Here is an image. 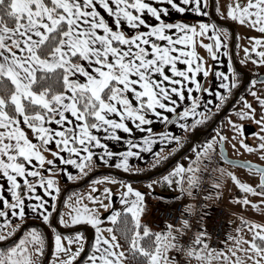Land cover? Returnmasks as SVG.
<instances>
[{"label": "snow or ice", "instance_id": "obj_1", "mask_svg": "<svg viewBox=\"0 0 264 264\" xmlns=\"http://www.w3.org/2000/svg\"><path fill=\"white\" fill-rule=\"evenodd\" d=\"M165 3L180 13L188 10L182 5H191V11L208 15L204 9L208 7L209 0H158L157 5L148 0H0V174L7 178L10 185L8 191L11 193L9 200L0 192L3 205L0 207V218H3L0 220V241L13 236L23 224L27 216L24 197H34L37 203L29 204L28 207L38 213L53 233V260L49 264H73L83 251L86 237L82 231H76L71 236L64 235L51 223L50 217L56 210L55 202L59 193L56 179L48 177L45 180L41 173L26 167L32 164L33 158L40 165L44 164L46 158L40 149L46 148L50 142L55 141L60 149L53 153L54 156L59 157L62 163L79 169V175L71 172L67 174V178L72 180L87 175L86 170L98 166L93 148L103 149L98 154V160L104 165H108L110 158L116 155L96 134L100 130L107 133L109 139L118 140L117 129L129 133L132 131L126 120H131L139 128L152 123L149 113L157 120H174L185 131L209 119L211 110L207 109V104L204 105L206 111L200 112L201 97L192 96L193 85L195 91H211L210 88L202 87L196 79V73L201 70L202 57L195 52L194 46L196 37L206 35L211 29L210 39H214V43L203 44L201 41L202 46L214 59L217 58L214 49L223 47L227 54L225 41L228 30L215 23L200 22L197 29L196 24L180 20L166 22L162 18L169 13V8L164 7ZM216 11L222 17L264 33V0H230L226 13L221 12L219 3L216 4ZM145 13L153 17L154 22H149ZM125 25L134 31H126ZM142 26L146 30H140ZM173 29L175 33L170 31ZM221 32L225 40L221 39ZM249 40L253 42L250 47L244 48L245 59L241 62L252 60L257 65H264V36L249 37ZM193 57L200 61L194 67ZM178 61L188 67L178 68ZM168 68L172 75L168 74ZM228 72L233 74L231 85L225 73H216L223 78L221 87L227 90V93H215L221 102L226 99V94H230L231 87L239 82L235 79L231 61ZM204 75H208L207 71H204ZM53 81L60 85L61 90L53 87ZM185 81L190 82L187 93L191 104L178 112L177 99L173 94L180 101L185 100ZM257 83L264 84V80L253 78L252 85ZM250 92L260 105L261 116L257 119L256 109L243 97L244 108L236 114L240 119H252L261 124V131L254 134L259 143L255 147L243 139L239 143L248 152L260 150L264 158V95H259L254 88H250ZM215 107L219 109L220 104ZM158 109L171 111L175 116L170 120ZM188 117H192L191 124L187 121ZM53 123L59 127H52ZM230 124L234 132H243L242 125L235 121H230ZM146 131L151 133V128ZM158 138L161 143L174 140L177 146L181 140V137L167 132L158 134ZM141 139L143 143L136 145L131 139L127 140L128 151L119 153L114 165L116 168L142 171L133 169L128 159L140 155L132 151L133 147L150 150L154 142L152 136H143ZM227 139L217 129L216 136L207 140L198 150L194 149L195 160L187 167L177 163L170 173L153 183L166 182L172 185L175 182L181 195L187 192L194 196L193 189L199 187L201 180L198 175L200 164L214 158L215 145L218 143L224 163L258 173L259 185L254 187L241 182L235 174L226 172L222 165L216 169L221 176H229L242 192L264 196V166L229 160L224 154V142ZM235 146L232 145L233 148ZM65 150L68 158L61 155V151ZM164 159L166 157L157 152L152 167ZM47 163L52 165L55 162L48 160ZM26 173L41 177L36 184L43 186L51 197L50 207H46L49 201L37 193L36 187L27 178L23 180L22 187L17 177H26ZM97 183L105 186L98 190L94 186ZM108 183H119L122 190L114 194ZM89 187L91 191L77 195L74 202L65 200L68 211H61L59 215L61 225L84 223L95 229V239L85 264H127L129 260L135 264H212L214 260L227 264L231 257H235L231 264H264V224L241 218L246 227L251 224L249 231L252 239L229 236V239H235V243L227 252L210 246L206 239L210 233L203 227L193 240L185 244L182 237L190 227L188 219L182 218L179 226L167 223L166 230L155 232L142 224L140 215L145 209L144 193L134 189L131 183L103 176L94 180ZM213 187L219 188V181H214ZM98 191L104 194L109 203H104L101 195L93 194ZM113 195L120 197L119 203L123 207H112L110 213L102 217L100 209L111 207ZM216 195L219 196V193ZM242 203L257 207L246 196ZM194 210L193 205H187L189 214ZM9 215L19 218L18 222L13 223ZM105 219L110 225L102 228ZM117 224L123 225L119 231L127 247L117 238L113 227ZM104 231L109 235H103ZM241 242L248 247L241 248ZM45 243V235L40 229H27L10 246L0 247V264H40ZM73 244L77 247L72 248ZM238 252L244 254L243 258Z\"/></svg>", "mask_w": 264, "mask_h": 264}, {"label": "rangeland", "instance_id": "obj_2", "mask_svg": "<svg viewBox=\"0 0 264 264\" xmlns=\"http://www.w3.org/2000/svg\"><path fill=\"white\" fill-rule=\"evenodd\" d=\"M178 2H179V0H178ZM229 2H230V0H214V7H215L214 16L223 19V21L226 23L230 22L231 25H233L234 31H235V36H236V55H237L238 60H240L239 62H241L242 60L245 59L244 58V48L250 47L251 43L253 42V41L249 40V37H261V36H264V33H260L258 30L252 29L247 25H240L239 23H237L235 21H232L226 17H222L220 13H217V11H216V4L217 3H219V5H220L221 12L226 13V6ZM182 6H184L188 9L184 13H180L177 10L172 9L170 5H167L166 7L169 8V13L167 15H163L162 18L166 22L175 23L177 20H180L183 22H187L189 24H196L197 29H199V23L201 22V20L203 18H205V15L191 11V7H192L191 5H182ZM209 6H210V3L208 5V7L206 9H204V11L208 12V15L206 17L210 18L211 16H210V12H209ZM218 26H220L221 28H226L228 30V36H227L226 40L229 41L231 28L230 27L228 28L225 25H218ZM221 34L224 36L223 32H221ZM224 38H225V36H224ZM201 41L203 42V44L209 43L208 40L206 39L205 35L204 36H197L196 37V43L194 46L195 52L198 54L199 57H202V63L201 64L208 70V73H209L212 70L214 62L212 61V56L210 55L208 50L202 46ZM237 45H239V47ZM251 55L255 56V53H252ZM242 64L247 69V71H249L251 73H256L258 70H264V65H257L252 60H247V62H244ZM250 88H254L255 91L259 95H264V84L257 83L256 85L252 86V83H251L248 90L246 91V93L243 96V98L246 99L248 102H250L253 105V107L256 109L255 116L257 117V119H259V117L261 116L260 105H259L258 101L256 100V98L251 95ZM242 108H244V104H243V100L240 99L239 102L235 105L234 109H232L231 112H229L225 117H223L218 122V124L213 129V131H211L209 133V137L211 139L213 136H216L217 135V129H219L221 132H223L228 137V139L224 142V147L228 151V155L230 158L242 160V161H250V162L257 163V164L264 166V158H262L260 150H256L254 152H248L239 143V141L241 139H243L246 143L255 147V145L259 143V140H258V137L254 134L259 133L261 131V127H262L261 124L256 123L252 119H240V118H238L236 113H237V111H239ZM245 110L247 111V109H245ZM230 121H235L238 125H242L243 128L246 124H249L252 126L254 133L246 136L244 134V130L242 133L238 132V131L234 132L232 125L230 124ZM262 134H264V133H262ZM185 135H186V133L184 134V136H182V138L186 137ZM204 140L205 139H203L202 142H204ZM233 144L236 145L235 148L232 147ZM180 146L181 145H178L175 148V151L177 149H180ZM200 147H202L200 144L196 145L193 149H191L190 153L187 156H185L183 159H181L177 163H180V164L184 165L185 167H187L190 162L195 160L194 149L198 150ZM215 147L217 150L215 153L218 152V155L220 158L219 166L216 169H218L222 165L223 168L226 170V172H232L233 174L236 175V177L241 182L249 183V184L253 185L254 187H257L259 185V174L258 173L254 172L248 168H244V167H240V166H233L231 164L224 163V161L221 159V156H220V151L218 148L219 144L217 143L215 145ZM175 151H173V149H168V148L163 147L158 152L161 154V156L166 157V159H164L160 164H157L155 167H152V165L155 164L156 154L151 158L150 162H145L144 164H141L140 162L136 161L134 163V165L132 166V168L133 169H142V171H124L123 169L111 167L110 169H108V170H110V173L102 174V175H96L99 171L106 170V169H102V167H100L98 165V162H96V164L98 166L92 167V169L90 171L86 170L87 175L79 176V178L72 179V180H69L66 177L65 180L67 182L64 185H60L61 186L60 190L63 189L64 187L66 188L64 190L65 194H64V198H63L62 205L60 208V212L61 211H64V212L68 211V209L65 207V204H64L65 200H70V202H74L77 195H83L86 192H90L91 188L89 187V185H91L92 182L94 180H96L97 178L103 177V176L116 177L119 180H122V181L127 182V183H131V185L134 189H137V190L141 191L142 193H144L145 209L141 213L140 219L142 221V224L148 225L147 221H145V218L147 220L150 206L151 207L153 206V201L150 202V196H153L155 194H175V195H177L180 193V189L177 187L175 182L172 185H168L166 182L165 183H153L154 181H158L160 177L170 173L171 170L174 167H176L177 163L173 164L169 169H167L166 171H164V172H162V173H160V174H158L152 178L143 179V177L148 176L150 173H152L156 170H159L158 166H160L161 164L167 165V163L170 162L168 157L171 154H173ZM53 155L50 156V154H48V152H46L45 156H46L47 161L49 159H52ZM206 162H207V160H205L203 163L200 164V169H201L202 164H204ZM45 166L41 167L40 170H37L39 173H41V177H44V176L46 178L54 177L56 180H59L60 183H63V182H61V181H63V179H62L63 173H62V171H60L61 168H58L59 173L54 174V173L50 172L48 174H44L43 170L46 168ZM216 169L214 171L215 172V181H219L220 187L216 188V193H219V196H217L215 194V197H213V201H216L217 198H220L223 200L224 204L233 212V214H231L232 217L230 220L231 225H233V226L237 225L240 229V231L237 232V229L235 230V228H233V231L230 232V234H231L230 236L233 238H237V239L242 236V237H244L245 240H251L252 239V233L249 231L251 224L249 223L248 226L246 227L244 225V223H242L241 218H243L244 221L255 222L258 224H264V203H261V201H264V196L242 192L238 188V186L231 180V178L229 176H227L226 174L221 176V173ZM74 175H79V170L76 173H74ZM91 176H94V177H92L89 180V182L82 185V183L88 177H91ZM41 177H39V179ZM39 179H36V180H39ZM133 179H137V180H133ZM36 180H32L30 182H32L33 185L35 186ZM149 184H152L151 188L149 187ZM94 186L99 190V189H102L105 185L102 183H97ZM107 186L112 189V192L114 194L118 193L122 190L121 185L119 183H108ZM257 190L259 191V189H257ZM93 194L94 195H101L103 198V202L109 203L108 199L104 198V194H102L101 192L98 191L97 193H93ZM187 196H190V195H187ZM245 196L247 197V199L249 201L256 203L257 207L253 208L251 204H248V205L243 204L242 199ZM59 199L60 198L57 197V200L55 202L56 204H58ZM119 199H120L119 196L113 195L111 207L107 210H105L103 208L100 209L101 216L106 217L110 213L112 207H114L116 209L122 208L123 205H121L119 203ZM114 201H116V202L114 203ZM60 212H59V215H60ZM59 215L57 218L58 227L56 228L59 232H61L64 235L71 236V235H74V233L76 231H82L84 236L86 237V241L84 242V249L80 253V255L77 256V258L73 261V264H74L76 261H78L80 259L81 255L83 254V252L85 250V246L87 243L88 231L93 233V237L90 241V244H92V242L94 241L95 235H96L95 229L91 225L84 224V223H80L77 225H70V226L61 225L59 223ZM143 221H145V223ZM16 222H18V220L13 221V223H16ZM30 222H39V221H37L35 219L25 218V220H24L23 224H21L20 228L16 230V232L14 233L13 236L8 237L7 240L15 239L17 237L19 231L27 223H30ZM109 225H110V222H108L105 219L103 221V224L101 225V227L103 228V227L109 226ZM32 227L38 228V226H36V225H31L27 229H30ZM71 227H75V228L73 229ZM85 228L88 230H85ZM26 230H24V232ZM24 232L21 234V236L24 235ZM50 235H51L52 247H51V253H50L47 264H49V261L53 260L52 252L54 250V240H53V233H52L51 228H50ZM103 235L108 236L109 233L107 231H104ZM7 240L0 241V244H2L4 242L7 243ZM64 243L66 244L67 242L64 241ZM234 243H235V239H230V244L229 245L225 244L224 251L227 252L230 248H233ZM75 247H77V245L73 244L72 248H75ZM240 247L241 248H247L248 245L246 243L241 242ZM90 250H91V245H90ZM61 255H63V254H61ZM238 255H240L242 258L244 256L243 253H239V252H238ZM42 259L43 258L41 257L40 258V264H42ZM234 259H235V257H231L230 261H228L227 264H231V260H234ZM212 264H220V262L214 260V261H212Z\"/></svg>", "mask_w": 264, "mask_h": 264}, {"label": "crops", "instance_id": "obj_3", "mask_svg": "<svg viewBox=\"0 0 264 264\" xmlns=\"http://www.w3.org/2000/svg\"><path fill=\"white\" fill-rule=\"evenodd\" d=\"M148 2H151L154 5L158 4V0H148ZM166 6H167V4L165 3L164 7H166ZM104 15L106 16V18H108L106 13H104ZM145 18L149 22H154V18L151 17L147 13H145ZM108 19H110V18H108ZM201 22L211 24V22L209 21V17H206V16H205V18H203L201 20ZM125 30L128 31V32L134 31L132 29H128L126 25H125ZM140 30H146V29H144L143 26H142ZM170 31L175 33L174 29L170 30ZM208 34H209V36H211V29L208 30ZM161 43H163V41H161ZM188 47L190 48L192 46H188ZM192 59H193V67L196 65V63L200 62V61H198L196 59V57H194ZM177 67L181 68V69H186L188 67V65H186L182 61H178L177 62ZM167 71H168L169 75H172V73L170 71V68H168ZM204 71H207V73H208V70L201 64V70L196 73V79L200 83H201L202 77L204 76ZM222 71H223V69H222ZM175 78L176 79H180V77H175ZM219 81H223V80H221L220 78H217L216 76H213L211 84H207L206 85V88H210L211 91L210 92H205L203 100L200 103V105H201L200 108H199L200 112H205L206 111V109L204 107L205 104H207V109H212V106H214V104L216 103V101L218 99L216 97L215 93H217V92L225 93L226 92L225 89L221 87V83L222 82H219ZM189 84H190V82L185 81L184 85H183V91L185 92V100L180 101L178 99V97H176V95L173 94V97L177 99L176 107H177V111L178 112L182 111L184 107H187V106H189L191 104V99L188 98V93H187V87L189 86ZM177 86L179 87L180 85H177ZM193 89L194 90H193L192 96L193 97H197L198 91H195L194 85H193ZM158 111L163 112L164 115H167L169 118H171L174 115V113H172L171 111H167V110H164V109H158ZM148 115L151 118L152 123L151 124L141 125L139 128H137L136 124L133 123L131 120H126L125 123L128 124V126L132 129V131L129 133V132H125L122 129H117L116 130V134L120 137V139H118V140L117 139H109L107 137V133H105L103 130H100L99 132H96V134L101 137L102 141L108 145L109 149L113 153L116 154L112 158H110L108 165H104L102 162H100L98 160V154L100 152H102L103 149L99 148V147H96V148L92 149V151L97 154L96 162H98V165L100 167H102V169L108 170L111 167L116 168L114 165H115L116 160H117V158L119 156V153L128 151V144H127V140L128 139H131L133 141L134 145L142 144L143 140L141 139V137L150 135V136H152L153 141H154L153 144L151 145L150 150H143V149L138 148V147H133L132 148V151L140 153L139 156H131V157L128 158L129 159V163L133 166L136 161L140 162L141 164H144L145 162H150L151 158L158 151H160L163 147L164 148H168V149H173V148L177 147V142L174 141V140L167 141L165 143H161L159 138H158V134H162V133H166L167 132V133H170L172 135L181 137V140L178 143V145H179L181 142H184L185 140H187V136L189 135L190 130H192L194 128L193 127V128H190L189 130L185 131L183 128L179 127V125L175 122L172 125H170L165 131H162L164 126H165V124L167 122L164 121L163 119L157 120L155 118V116L153 114H151V113H149ZM115 118L119 119V117H115ZM187 121H188L189 124H191L192 117H188ZM181 122H183V121H181ZM51 126L54 127V128L55 127H59L58 125H55L54 123ZM148 128H151V133L146 131V129H148ZM28 131H29V134H30V130H28ZM185 133H186V135H185L186 137L182 138V136H184ZM40 150H41V152H42V154L44 156H45L46 152H48V154H50V156H51V155H53L52 153H54L55 151H60V149L57 148V146L55 144V141L50 142L46 146V148H41ZM61 155L64 156L65 158H68V153H67L66 150L65 151H61ZM45 158H46V156H45ZM49 160H53L55 163L52 164V165H49L47 163V159H45L44 164L40 165L39 161H37L35 158H33L32 164L26 165V167L34 169L35 171H37V170H40L41 167H44L46 165L45 166L46 168L43 170L44 174H48L50 172L56 174V173H59L58 168L63 169L64 170V171H62V173H63V177H62L63 181H61L63 183H60L59 180H56L57 184H58V187H59V193L57 194V197L60 198V196L62 195L61 194L62 189L60 190V188H61L60 185H64L67 182L65 180V178L67 177V174L69 172H71L74 175V173H76L79 169L75 168V166H73L71 164L62 163L61 160L59 159V157H56L54 155H53V158L49 159ZM50 168L53 169V171H48V169H50ZM108 171L109 172L102 173V174L110 173V170H108ZM102 174H98V175H102ZM25 178H27L29 181L39 179V177H32L31 175L26 173V177H17V179L21 182L22 186H23V180ZM43 178H45V180L47 179L45 176ZM9 187H10V185L7 182V178L4 177L2 174H0V192L3 193L5 198L10 200L11 199V193L8 191ZM35 187H36L37 193L41 197H43L45 200L49 201V204L46 205V207H50L51 206V197L48 196L47 192L45 191V188L43 186L39 185V184H36ZM184 194L188 195L187 192H185ZM215 194H216V189L212 191V196L215 197ZM180 196H181V193H179L177 195H175V194H155L153 196H150V202L158 201L160 203H165L167 200H169L171 198H179ZM24 200H25V211L27 213L26 218L35 219V220L39 221V223L41 224L43 222L42 218L39 217L38 213L32 212V210L28 207L29 204L37 203V201H35V198L34 197H24ZM57 205L58 204H56V209H57ZM0 207H3L2 201H0ZM55 212H56V210H55ZM230 212H231V214H233V212L231 210H230ZM231 214H230V217H229L228 234H227V236H226V238H225V240H224V242H223V244H222L220 249H225V244L226 245L230 244V239L228 237L231 235L230 232L233 231V228H235V230L239 228L237 225H235L236 227L231 225V223H230L231 222L230 220H231V217H232ZM53 216H54V214H53ZM2 219L3 218H0V220H2ZM9 219L13 222L15 220H18L19 218L11 217V215H9ZM145 221H147L146 218H145ZM145 221H143V222L145 223ZM166 226L167 225H165L161 231L166 230ZM173 230L175 231V229H173ZM9 240H7V243L9 242ZM12 240H14V239H12ZM7 243L4 242V243L0 244V247H2L3 245H5ZM47 247H48V241H47ZM47 247L45 249H48ZM46 254H47V251L43 253L42 258L44 260H45ZM43 259H42V264L44 263ZM86 259H87V257L85 258V260ZM47 262H48V260H47ZM82 264H85V261Z\"/></svg>", "mask_w": 264, "mask_h": 264}, {"label": "built area", "instance_id": "obj_4", "mask_svg": "<svg viewBox=\"0 0 264 264\" xmlns=\"http://www.w3.org/2000/svg\"><path fill=\"white\" fill-rule=\"evenodd\" d=\"M219 163L220 158L217 153L210 162H206V170L200 175V185L193 189L194 196L183 194L165 203L153 201L147 217L148 226L154 231H161L167 223L179 226L182 218L188 219L190 227L185 230L182 237L185 244L193 240L197 231L203 227L210 233V236L206 237L210 246L220 249L228 233L230 210L220 198L213 201L214 171ZM189 203L195 209L191 214L187 211Z\"/></svg>", "mask_w": 264, "mask_h": 264}, {"label": "flooded vegetation", "instance_id": "obj_5", "mask_svg": "<svg viewBox=\"0 0 264 264\" xmlns=\"http://www.w3.org/2000/svg\"><path fill=\"white\" fill-rule=\"evenodd\" d=\"M212 1H213V15H214V11H215L214 0H212ZM209 3L211 5V0H209ZM209 9H210V6H209ZM215 18L218 20V22L214 21L211 17L209 18V21L211 22V24L215 23L216 25H225V24L221 23V22H224L223 19L218 18V17H215ZM224 23H226V22H224ZM228 24L231 25L230 22H228ZM225 26H227L228 28L230 27L229 25H225ZM232 27H233V25H232ZM220 35H221V39L225 40L224 36L222 34H220ZM205 37H206V39L208 40L209 43H214V39H210L211 36H209L208 32L205 35ZM225 42L227 44V49H226L227 54H225V49L223 47L221 49H219V50L214 49L217 52V58L214 59L212 57V61L214 62V65L212 67V70L208 73V75L207 76L204 75L202 77L201 85L204 82V80L206 79V83H205V88H206L207 84H211L213 76H216L217 78H220L221 80H223L222 77H218L216 75L217 72L225 73L229 77L227 82L231 85L232 75L233 74L228 72L229 61H231L232 68H233V70H234V72L236 74L235 75V79L238 80L239 82L234 87H231L230 94H226V99L223 102H221L219 99H217V101L214 104V106H212V109H210L211 110L210 114L212 113L211 116L215 118L213 123L215 122L216 118L228 107V105H230V107L227 109V111L225 112V115L223 117H225L229 112H231L232 109H234L235 105L239 102L241 97H243L244 94L246 93V91L248 90L249 86L252 83L253 78H255L256 80L260 81V77H262L264 75V70H258L256 73H251V72L247 71V69L243 66V64L241 62H239L240 60H238L237 55H236V36H235L234 27H233V30L231 29L229 41L226 40ZM222 69H223V71H222ZM219 82H222V81H219ZM244 82H246L245 87L242 90L239 91L237 97L235 98L236 92L240 89V87L244 84ZM225 91H226L225 93H227V90H225ZM204 95H205V92H198L197 97H201V101H202ZM201 101H200V103H201ZM217 104H220L219 109H217L215 107ZM173 123H175V121ZM211 125L209 127H211ZM243 130H244V134L246 136L249 135V134H253L254 133V130H253L252 126L249 125V124H246L244 126ZM199 131H203V130H199ZM212 131H213V129H212ZM209 133L206 136H203L204 138L202 137L200 142L194 143L193 146L191 147V149H193L198 144L203 146V144L207 140L210 139ZM203 139H205L204 142H202ZM192 140L193 139L188 140L189 141V143H188L189 145L192 142ZM190 151L188 152V154L190 153ZM217 154H218V152H217Z\"/></svg>", "mask_w": 264, "mask_h": 264}, {"label": "water", "instance_id": "obj_6", "mask_svg": "<svg viewBox=\"0 0 264 264\" xmlns=\"http://www.w3.org/2000/svg\"><path fill=\"white\" fill-rule=\"evenodd\" d=\"M209 12H210V16L211 18L218 22V20L214 17L213 15V1L211 0V5H210V9H209ZM225 25H229L230 28L233 30V27L232 25L228 24V23H224V22H221ZM260 80H264V75L262 77H260ZM205 83H206V79L204 80V82L202 83V87H205ZM246 85V82H244V84L240 87V89L236 92V95H235V98L237 97L238 93L240 90H242ZM234 101V100H233ZM230 107V105H228V107L216 118L215 122L211 125V127H209V129L205 130V131H197L192 142L190 143V145L183 149L180 153H178L173 159L170 160L169 163H167V165H164L162 168H159V170H156L152 173H150L148 176L146 177H143V179H146V178H152L164 171H166L167 169H169L173 164H175L179 159H181L184 155H186L190 150H191V147L193 146L194 143H197V142H200L201 138L203 136H206L210 131H212V129H214V127L217 125V122H219V120L225 115V112L227 111V109ZM175 116V114L170 118V120H172V118ZM174 122V120H172V122H167L163 128L162 131H165L172 123ZM224 154L228 157L229 160H232V161H239L241 164L245 163V162H250V161H242V160H237V159H232L228 156V151L224 148ZM252 164H255V165H259V166H262L260 164H257V163H253V162H250ZM106 172H109L108 170H102V171H99L96 175L98 174H102V173H106ZM94 177V176H91V177H88L83 183V184H86L87 182H89V180ZM133 180H137V179H133ZM75 186V185H74ZM64 194L65 192L63 193V195L60 197L59 199V203H58V206H57V210L53 216V219H52V223L53 225L57 228L58 227V224H57V218H58V215H59V212H60V208H61V205H62V201H63V198H64ZM116 201H114L115 203ZM31 225H36V226H41V224L39 222H30V223H27L18 233L17 237L14 239V240H17L21 234L24 232L25 229L29 228ZM44 230H45V233H46V237H47V241H48V249H47V254H46V257H45V260H44V263L43 264H46L47 263V260L50 256V253H51V247H52V243H51V235H50V232L48 231L47 228L44 227ZM85 230H88L85 228ZM93 237V233H91L90 231H88V234H87V243H86V246H85V250L83 252V254L81 255L80 259L78 261H76L74 264H79L84 258L85 256L88 254V248H89V245H90V241Z\"/></svg>", "mask_w": 264, "mask_h": 264}, {"label": "trees", "instance_id": "obj_7", "mask_svg": "<svg viewBox=\"0 0 264 264\" xmlns=\"http://www.w3.org/2000/svg\"><path fill=\"white\" fill-rule=\"evenodd\" d=\"M53 83V87L55 88V89H57V90H61V87H60V85H58V84H56L54 81L52 82ZM212 115V113L210 114L209 113V119H207V120H205L203 123H201V124H198V125H196L194 128H193V130H191L190 131V133H189V135L187 136V140H185L184 142H181L179 145H181L180 146V149H177L173 154H171L168 158H169V160H171V159H173L178 153H180L183 149H185L189 144V141L188 140H190V139H193V137H194V135H195V133H196V131H199V130H203V131H205V130H207V129H209V126L213 123V121H214V117H212L211 116ZM216 115V114H215ZM218 124V123H217ZM204 138V137H203ZM188 154V153H187ZM186 154V155H187ZM186 155H184L181 159H183ZM181 159H179L178 161H180ZM177 161V162H178ZM176 162V163H177ZM165 164H161L160 166H158L159 168H162L163 166H164ZM204 170H206V163H204V164H202V166H201V169H200V172L198 173V175L200 176L201 175V173L204 171ZM23 187V186H22ZM66 188H63L62 189V192H61V194H63V192H64V190H65ZM216 188L214 187V189L213 190H215ZM60 194V195H61ZM222 200V199H221ZM223 201V200H222ZM53 214H55V211L53 212ZM53 214H52V216L50 217V220H51V223H52V219H53ZM231 214V213H230ZM42 225L41 226H38V229H40L43 233H44V235H45V241H46V244H45V248L47 247V237H46V233H45V230H44V227L45 228H47L48 229V231L50 232V227L48 226V224H46V223H44V222H42L41 223ZM53 224V223H52ZM114 227V230H116V235H117V238L119 239V241H120V243L122 244V245H124L125 247H127V242H126V240L123 238V235H122V232L121 231H119V229H121L122 227H123V225L122 224H117V225H115V226H113ZM71 228H75V227H71ZM26 230V229H25ZM16 240H12V239H10L9 240V242L7 243V244H5V245H3L2 247L3 248H6V247H8V246H10L13 242H15ZM91 245V244H90ZM90 245H89V248H88V253H89V250H90ZM44 248V252H46L47 251V249H45ZM88 255V254H87ZM87 255L85 256V258L87 257ZM85 258L79 263V264H82L84 261H85ZM127 264H135V262H133V261H131V260H129L128 262H127Z\"/></svg>", "mask_w": 264, "mask_h": 264}]
</instances>
